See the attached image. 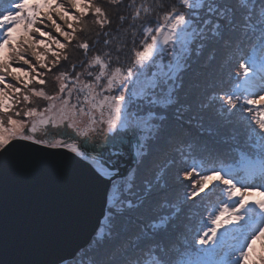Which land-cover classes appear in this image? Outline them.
I'll list each match as a JSON object with an SVG mask.
<instances>
[{
	"label": "snow or ice",
	"instance_id": "obj_1",
	"mask_svg": "<svg viewBox=\"0 0 264 264\" xmlns=\"http://www.w3.org/2000/svg\"><path fill=\"white\" fill-rule=\"evenodd\" d=\"M3 2L0 152L107 185L74 264H264V0Z\"/></svg>",
	"mask_w": 264,
	"mask_h": 264
},
{
	"label": "water",
	"instance_id": "obj_2",
	"mask_svg": "<svg viewBox=\"0 0 264 264\" xmlns=\"http://www.w3.org/2000/svg\"><path fill=\"white\" fill-rule=\"evenodd\" d=\"M26 143L0 152V264H56L89 242L107 185L79 158Z\"/></svg>",
	"mask_w": 264,
	"mask_h": 264
},
{
	"label": "rangeland",
	"instance_id": "obj_3",
	"mask_svg": "<svg viewBox=\"0 0 264 264\" xmlns=\"http://www.w3.org/2000/svg\"><path fill=\"white\" fill-rule=\"evenodd\" d=\"M58 2H65V0H58ZM59 22V21H58ZM46 30H48V31H52V29H51V26H50V24H49V27L46 29ZM52 85L51 84H49V86H48V88H47V91L49 90L50 91V87H51ZM41 104H43V102H41ZM104 211H105V207H104ZM103 211V212H104ZM92 236H93V234H92ZM92 236H91V238H92ZM91 238H90V240H91ZM90 240H89V242H90ZM89 242L87 243V244H89ZM86 244V245H87ZM70 259H72V258H70ZM70 259H66V260H63V261H59V262H57L56 264H62L63 262H65V261H67V260H70ZM64 264H67V262H65Z\"/></svg>",
	"mask_w": 264,
	"mask_h": 264
},
{
	"label": "trees",
	"instance_id": "obj_4",
	"mask_svg": "<svg viewBox=\"0 0 264 264\" xmlns=\"http://www.w3.org/2000/svg\"><path fill=\"white\" fill-rule=\"evenodd\" d=\"M0 7H6V4L3 2V0H0ZM49 89L50 91L49 90L48 91L51 92L53 90L52 86ZM65 262H67V264H74L73 259L67 260ZM65 262H63L62 264H64ZM85 264H87V261L85 262Z\"/></svg>",
	"mask_w": 264,
	"mask_h": 264
}]
</instances>
